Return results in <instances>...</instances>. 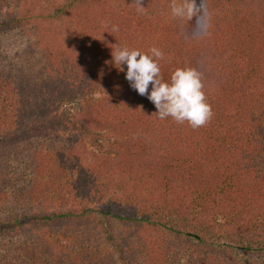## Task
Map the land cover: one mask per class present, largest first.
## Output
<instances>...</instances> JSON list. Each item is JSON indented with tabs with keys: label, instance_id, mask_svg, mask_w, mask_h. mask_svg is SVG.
I'll list each match as a JSON object with an SVG mask.
<instances>
[{
	"label": "trees",
	"instance_id": "1",
	"mask_svg": "<svg viewBox=\"0 0 264 264\" xmlns=\"http://www.w3.org/2000/svg\"><path fill=\"white\" fill-rule=\"evenodd\" d=\"M174 2L0 0V264H264V0ZM125 47L211 120H161Z\"/></svg>",
	"mask_w": 264,
	"mask_h": 264
},
{
	"label": "clouds",
	"instance_id": "2",
	"mask_svg": "<svg viewBox=\"0 0 264 264\" xmlns=\"http://www.w3.org/2000/svg\"><path fill=\"white\" fill-rule=\"evenodd\" d=\"M143 10V0H134ZM174 16H186L191 19L196 15L195 5L184 0L182 4L173 3ZM210 16L205 10L197 17L198 25L207 28ZM113 31H118L114 27ZM151 55L139 50L116 48L112 50V62L127 66L126 79L130 87L141 96H146L157 109L156 114L161 120L173 118L177 123L187 122L193 129L206 125L212 118L211 105L206 102L203 91L201 73L195 68H177L171 75L170 83L163 82L157 60L163 59L162 52L153 47ZM151 91L149 92V85Z\"/></svg>",
	"mask_w": 264,
	"mask_h": 264
},
{
	"label": "rangeland",
	"instance_id": "3",
	"mask_svg": "<svg viewBox=\"0 0 264 264\" xmlns=\"http://www.w3.org/2000/svg\"><path fill=\"white\" fill-rule=\"evenodd\" d=\"M20 39L17 38L16 40H12L11 42L13 44H19V43H22L23 44L25 41L22 42ZM70 108L72 109V111H76L78 109V106H77V104H73V105L70 106Z\"/></svg>",
	"mask_w": 264,
	"mask_h": 264
}]
</instances>
